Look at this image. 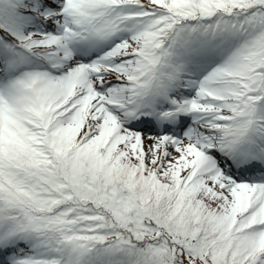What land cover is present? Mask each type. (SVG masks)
<instances>
[{
	"label": "snow or ice",
	"instance_id": "1",
	"mask_svg": "<svg viewBox=\"0 0 264 264\" xmlns=\"http://www.w3.org/2000/svg\"><path fill=\"white\" fill-rule=\"evenodd\" d=\"M0 264H264V0H0Z\"/></svg>",
	"mask_w": 264,
	"mask_h": 264
}]
</instances>
